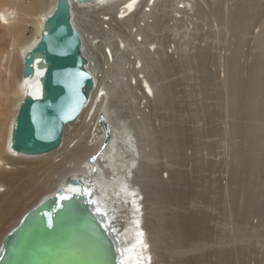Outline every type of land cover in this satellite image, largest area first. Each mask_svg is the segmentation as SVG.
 <instances>
[{
  "label": "bare ground",
  "instance_id": "bare-ground-1",
  "mask_svg": "<svg viewBox=\"0 0 264 264\" xmlns=\"http://www.w3.org/2000/svg\"><path fill=\"white\" fill-rule=\"evenodd\" d=\"M70 1L72 22L83 40L84 55L91 63L89 71L96 81L95 89L78 121L66 127L61 148L45 156L25 157L11 150V132L25 96H37L39 93L38 81L43 72L37 71L33 78H24V56L40 40L44 23L55 10L58 0H0V29H3L0 34V248L5 236L19 225L23 217L41 201L65 186L67 176L72 173L71 177L84 178L91 185L94 206L99 215L114 228L125 264H137V260L139 264H160L164 260L165 248L162 237H166L164 235L167 233L163 234L164 227L157 219L158 215H150L147 202H154L157 196L163 195L182 208L191 198L195 199L200 194V191L196 190L200 179L191 180L183 172L178 169L173 171L172 168L170 175L166 176L169 182L159 179L160 165L155 161V157L165 154L171 162H182V139L185 137L183 126L176 120L177 100L172 86H159L160 89L156 86L157 82L161 81L159 78L164 76L165 66L158 68L159 71L150 77L142 67L141 70H136V62L131 63L133 67L127 69L130 75L125 79L126 89L121 98L112 94L108 73L123 58L121 54L132 50L141 58L140 61L144 60L149 47L152 46L150 44L156 46V39L148 41L154 38L156 23L145 28V42L148 43L142 44L138 37L132 38L131 33L135 27L141 28L142 24L149 22L150 14H153L154 17H151L157 21L160 15L165 14L164 8L167 7L165 4L161 6L164 0H154L153 7L147 13L145 9L149 7L150 0H95L92 5H82L77 0ZM131 1L133 2L127 6L125 12H130L138 3L135 12L122 18L119 16L121 6ZM187 1L189 0L181 2L184 4V7L180 8L182 12L187 13L193 8L189 9ZM263 9L264 0H235L234 9L228 13L227 18L225 16V20L221 18V21L225 26L231 25L235 34L244 35L251 24L262 17ZM30 19L35 22L36 32L31 38H27L25 24ZM77 19L81 21V27ZM131 20H134V24L128 31L123 28L120 30L121 23H130ZM86 27H89L87 32L83 31ZM118 28L119 31H124L119 34L120 41L113 36ZM243 37L240 36L241 41ZM256 38L255 60L247 69H243L238 62L237 52L229 58L230 107L226 117L229 116L227 118L228 122L230 121L228 135L233 140H241H235L238 145L232 144L234 162L231 166V209L238 219L246 222L253 215H257L264 226V32ZM158 51H161L160 46L156 47L155 52ZM195 55L202 61L208 51L200 48ZM149 57L151 56L148 53L147 59ZM200 66L206 73L204 86L207 89L209 74L204 68V63ZM123 69L126 72V68H118ZM141 82L148 86L152 99L144 96L140 88ZM99 91L103 92L101 97L98 96ZM125 99L139 101L141 106L145 105L144 110L151 104V108L165 111L161 122L170 120V124L162 127L163 131L155 140L158 146L156 151L153 145H148V149L142 153L137 144L141 136L139 131L142 132V139L146 135L151 136L150 132H145L143 122L153 118L155 110L149 109V114L140 118L141 124L138 128H135V124L133 128H128L121 119L118 122L112 120L114 113L120 116L124 114L120 107L124 108ZM138 110L142 111L141 108ZM222 112L221 109L219 112L210 110V121H214ZM101 115L111 130V139L106 146V129L101 122ZM155 152L160 154L156 155ZM98 153L100 157H97ZM56 174L60 180L50 181ZM41 177L44 178L39 182ZM69 189L71 192L80 190L73 185H70ZM204 199L211 201L210 196ZM204 209H194L191 212H181L179 209L175 219L173 216L168 221L167 226L172 230L168 234H172L171 240L175 249L207 238L210 232ZM124 211L126 219L120 223L119 213ZM216 254L214 259L217 257V262L214 264H234L232 254L228 251L218 250ZM262 254L264 256V253ZM192 264H206V260L199 256Z\"/></svg>",
  "mask_w": 264,
  "mask_h": 264
},
{
  "label": "rangeland",
  "instance_id": "rangeland-1",
  "mask_svg": "<svg viewBox=\"0 0 264 264\" xmlns=\"http://www.w3.org/2000/svg\"><path fill=\"white\" fill-rule=\"evenodd\" d=\"M182 1L164 0L161 6L162 4L166 5L167 8H164L166 9L165 14L160 15L157 21L153 19V14H150L149 22L142 24L141 28L135 27L131 33L132 38L138 37V41L141 40L142 44L156 39V43L154 42L156 46L150 44L152 45L149 47L151 50L147 51L144 60L141 61L142 68L147 71L150 77H153L152 75L159 71L158 68L165 66L164 76L159 78L161 81L157 82L156 86L158 89L161 88L159 86H172L177 100L176 120L183 126L185 131V137L182 139L184 145L181 148L182 162L178 164L171 162L167 155H158L160 152H157V154L155 152L158 155L155 157V161L160 165L158 166L159 179L169 182L166 176L170 175V168L173 171L178 169L191 180L195 181L193 178L200 179L197 182L199 183L198 187H196V190L200 191L199 196L197 195L198 197L196 196L195 199L191 198L187 205L182 208L163 195L157 196L154 202L147 199L150 215L154 214L156 217L158 215L157 219L165 230H163V234L164 232L167 233L164 235L166 237H162L165 248L163 249L164 260L160 264H192L199 256L205 258L206 264H214L217 262V257L214 259V254L218 250L228 251L232 254L231 258H233L234 264H262V262L264 264L262 254L264 253V226L261 225L257 215H253L247 222L238 219L230 206V193L233 188L231 184V166L234 162L232 144L238 145L237 142L241 140L235 139L237 141L235 143V140L228 135L229 130L227 129L230 128V121L228 122L229 118H227L229 116L226 117L229 114L228 107H230L228 102V100L230 101L228 95L229 58L237 52L238 62L241 67L243 66V69H247L253 64L257 53L256 37L264 32V9L262 17L260 16L251 24L246 34L240 35L241 37L244 36L241 41L240 36L231 29V25L226 24L225 26L221 21V18L225 20V16L227 18L228 13L234 9L235 0H195V2L189 0L186 5L189 6V9L192 7L194 9L192 8L187 13L182 12V9H180L184 7ZM77 21L79 27H81V21L79 19ZM133 24L134 20H131L130 23H121L119 27L120 30L123 28V30L127 29L128 31ZM153 24H155L154 38H150L145 42V28ZM35 26L32 19L25 24V36L27 38H31L35 34ZM88 29L89 27H86L83 31L87 32ZM2 33L3 29H0V34ZM120 33H124V31H119L118 28L113 36L119 40H115H121ZM158 46H160L162 52H155ZM200 48L208 51V55L203 57L202 61L195 55ZM133 51L121 54L123 58L108 73L110 90L115 97L118 95L117 98H121L122 93H125V79L130 75L127 73V69L131 66V63L136 62V58L131 57L136 54ZM148 53L151 56L149 59H147ZM102 55L103 53H101L103 58L104 55ZM138 58L141 59L139 56ZM201 63L205 64L204 68L209 74L207 89L204 86L206 73L201 68ZM3 64L5 63L3 62ZM125 64L126 66H124ZM120 67L126 68V72L124 69L118 70ZM3 69L5 68L3 67ZM120 108L124 114L120 116L118 113H114L112 120L118 122L121 119L128 128H133L135 125H137L135 128H138L141 124L140 118L144 117V114H140L135 108ZM152 109L155 110L153 118L143 122L145 132H150L151 136L146 135L142 139V132L139 131L141 136H139L140 140L137 141V144L142 149V153L143 150L148 149V145H153L154 151L158 149L155 140H157L159 133L163 131L162 127H167L170 124V120L163 121L164 123L161 122L162 114L165 111L155 109V107H152ZM220 109L223 111L222 114L216 116L214 121H210V110L219 112ZM107 110L111 111L110 108H107ZM101 117L104 116L101 115ZM212 129L214 130L211 131ZM134 133L136 132L134 131ZM97 157H100V153L97 154ZM97 157L94 158L97 159ZM72 175V173L69 174L66 179L68 180ZM43 178L41 177L39 182ZM59 180L57 174L53 179L50 178L52 182ZM204 196H210L211 201L207 202ZM224 202L225 204H223ZM223 205L225 206L223 207ZM201 208H205V214L209 221H207V224H209L207 228L210 233L206 236L207 238L175 249L172 245V234H168L172 232L167 226L168 221L173 216L175 219L179 209L181 212H191L194 209ZM125 213V211L119 213L120 223L125 222ZM247 230L248 232H246ZM157 247L160 249L159 244ZM258 261L261 262L258 263Z\"/></svg>",
  "mask_w": 264,
  "mask_h": 264
},
{
  "label": "water",
  "instance_id": "water-1",
  "mask_svg": "<svg viewBox=\"0 0 264 264\" xmlns=\"http://www.w3.org/2000/svg\"><path fill=\"white\" fill-rule=\"evenodd\" d=\"M37 71L43 72L39 93L25 96L11 132V150L25 157L61 148L66 127L78 121L95 89L83 40L72 22L70 0H58L40 40L24 56V78H33ZM101 122L106 145L111 130L104 118ZM70 185L79 192L69 191ZM93 200V189L84 178H69L5 236L0 264H125L114 228L99 215Z\"/></svg>",
  "mask_w": 264,
  "mask_h": 264
},
{
  "label": "built area",
  "instance_id": "built-area-1",
  "mask_svg": "<svg viewBox=\"0 0 264 264\" xmlns=\"http://www.w3.org/2000/svg\"><path fill=\"white\" fill-rule=\"evenodd\" d=\"M133 1H131L129 4H125V5H122L121 6V9H120V14L119 16L121 15L122 18H125V17H128L129 15L133 14L136 10V6L138 5V3H136V5H134V8L133 10H131L130 12H125V10L127 9V6L130 5ZM153 3H154V0H150L149 2V7H147L145 9V11L148 13L149 9H151L153 7ZM124 16V17H123ZM151 22V20H150ZM87 57V56H86ZM132 58H136V70L139 71L141 70V67H142V64H141V61L139 60V58L134 55V56H131ZM89 65L91 66V63L89 62ZM89 66V67H90ZM133 65L130 66V68L132 69ZM95 75V74H94ZM141 77V76H140ZM96 78V77H95ZM142 78L144 79V77L142 76ZM95 84H96V81H95ZM133 84H135V81L133 80ZM140 88L142 89L143 93H144V96H146L147 98H150L152 99V93L149 91V88L148 86H145V84L143 82L140 83ZM102 91H99V94L98 96L101 97L103 94ZM124 103V108L125 109H132V108H135L137 110V112H139V108H141L142 111H140V113H143V114H149L150 110L149 109H152L151 108V104H150V107L147 109V110H144L143 106H145L144 104L141 106V104L139 103V101H136L134 99L132 100H127L125 99V101L123 102ZM142 103H144L142 101ZM149 110V111H148ZM136 132V131H135ZM137 134V132H136ZM138 135V134H137ZM139 136V135H138ZM106 138V137H105ZM140 138V137H139Z\"/></svg>",
  "mask_w": 264,
  "mask_h": 264
},
{
  "label": "snow or ice",
  "instance_id": "snow-or-ice-1",
  "mask_svg": "<svg viewBox=\"0 0 264 264\" xmlns=\"http://www.w3.org/2000/svg\"><path fill=\"white\" fill-rule=\"evenodd\" d=\"M68 197H63V199H67ZM142 235V234H141ZM137 264H139V260H137Z\"/></svg>",
  "mask_w": 264,
  "mask_h": 264
}]
</instances>
